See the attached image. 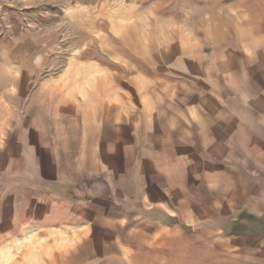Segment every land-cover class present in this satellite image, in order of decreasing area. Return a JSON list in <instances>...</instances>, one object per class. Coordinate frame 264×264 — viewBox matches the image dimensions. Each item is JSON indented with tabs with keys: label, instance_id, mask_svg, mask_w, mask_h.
<instances>
[{
	"label": "crops",
	"instance_id": "obj_1",
	"mask_svg": "<svg viewBox=\"0 0 264 264\" xmlns=\"http://www.w3.org/2000/svg\"><path fill=\"white\" fill-rule=\"evenodd\" d=\"M263 1L174 23L183 47H139L115 82L0 35V234L25 233L24 264H264Z\"/></svg>",
	"mask_w": 264,
	"mask_h": 264
},
{
	"label": "rangeland",
	"instance_id": "obj_2",
	"mask_svg": "<svg viewBox=\"0 0 264 264\" xmlns=\"http://www.w3.org/2000/svg\"><path fill=\"white\" fill-rule=\"evenodd\" d=\"M179 1L0 0V35L6 37L5 45L9 42L14 47L24 44L14 43L13 34H19L18 38L21 34L27 39L34 37L39 43L26 47H47L43 50L44 55H49V61L52 57L58 60L55 65L57 71L72 60H92V73H106L115 82L121 77L131 78L134 75L136 68L132 66L136 65L135 55L141 52L139 47H183V35L169 34L176 22L177 26L181 23L182 27L191 28L196 26L198 19H204L209 24V20L217 18L224 19L226 23L236 18L237 28L240 16L243 19L248 17L249 0H187L188 20H185V4H179ZM200 38L202 47L207 49L209 43H213L212 39L238 41L245 37L202 35ZM132 56L135 60L129 66L122 63L124 59H134ZM156 60L159 62L157 65L146 68L159 69L165 75L173 71L174 68L164 57L158 56ZM125 82L123 79L122 84H114L125 87ZM198 167L192 163L194 173ZM0 236V264H24L25 261L19 257H24L25 233L15 231Z\"/></svg>",
	"mask_w": 264,
	"mask_h": 264
}]
</instances>
